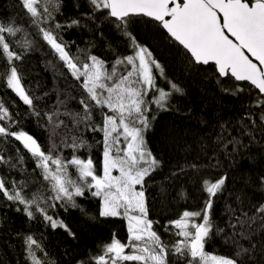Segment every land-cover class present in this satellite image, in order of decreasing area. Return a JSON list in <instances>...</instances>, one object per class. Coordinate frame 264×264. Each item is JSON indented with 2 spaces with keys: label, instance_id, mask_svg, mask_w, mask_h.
<instances>
[{
  "label": "trees",
  "instance_id": "obj_1",
  "mask_svg": "<svg viewBox=\"0 0 264 264\" xmlns=\"http://www.w3.org/2000/svg\"><path fill=\"white\" fill-rule=\"evenodd\" d=\"M43 6V3L38 5V11ZM132 19L135 22L128 30L151 51L163 69V75L153 69L156 88L170 93L166 110L151 105L149 118L155 116V119L143 134L147 150L159 161L156 170L145 177L147 183L143 188L147 218L154 221L153 230L165 243L182 239L172 235L175 231L169 222L180 219L184 211H199L207 198V193L202 191L203 181L215 182L224 177L221 191L212 198L211 211L215 227L222 231L214 230L206 238L204 251L235 258L238 264H264V226L259 220L249 226L244 215L256 214L255 207L264 204V134L254 132L255 138L252 139L241 135L240 131L241 125L247 123L242 117L249 112L259 124L264 109L255 107L257 90L247 82L219 77L211 65L191 63L157 24L144 17ZM31 20L19 0H0V21H14L22 29L14 37L6 33L5 36L10 50L22 56L13 63L22 77L23 87L30 97L35 98L34 103L42 115L38 119L27 114L29 106L7 88L8 60L0 52V102L16 120V124L0 121V125L10 124L11 131H26L47 152L53 140L59 144L64 135L80 134L73 127L72 117L66 114H83L79 101L86 93L55 50L43 40L39 28L54 29L53 35L65 46L74 62L77 58L84 61L87 56L94 55L111 69L117 58L132 54V50L128 39L112 20L106 19L99 11L93 12L89 0H59L51 19L37 20L35 25ZM74 20L78 23L72 24ZM57 23L61 25L58 29L55 28ZM120 71L124 72L123 66ZM172 85L180 91L175 92ZM237 86L243 87L244 91L236 92ZM158 94L152 90L146 99L151 100ZM57 107L65 113L60 119L65 121L67 129L63 126L57 129L59 135L50 140V127L43 114H51ZM93 120L101 123L98 109L94 110ZM222 129L223 140L218 139ZM232 137L243 145L235 151L232 147H225ZM83 139L87 147L76 154L81 159L92 158L97 174L102 175L99 165L103 145L99 142L103 140V133L85 131ZM60 154L71 159L72 149L62 148ZM0 155L9 164H17L12 168L0 163V179L26 182V196L45 192L47 181L43 180L35 159L21 142L13 137H0ZM21 156L23 159L19 160ZM69 173L74 178L78 175L75 168H69ZM75 203L76 207H57L54 212L49 211V215L66 225V228H52L39 214L35 219H29L23 211L24 205L7 201L0 193V264H29L26 236L37 240L43 248V252L37 250V257L54 264H94L92 258L102 253L103 246L112 241L114 234L122 243L128 242L127 219L122 216L101 217V197L86 192L82 197H75ZM17 207L21 211H17ZM165 225L169 226V232H165ZM241 247L252 250L237 256ZM130 252V248L125 249L126 254ZM122 264L138 263L125 261ZM169 264H187V261L170 256Z\"/></svg>",
  "mask_w": 264,
  "mask_h": 264
},
{
  "label": "snow or ice",
  "instance_id": "obj_2",
  "mask_svg": "<svg viewBox=\"0 0 264 264\" xmlns=\"http://www.w3.org/2000/svg\"><path fill=\"white\" fill-rule=\"evenodd\" d=\"M58 2L19 0L21 8L30 14L34 25L37 20L51 19L52 13L58 8ZM41 3L44 6L38 11ZM89 4L94 13L99 11L115 23L128 39L132 54L117 58L111 69L106 68L105 62L94 55L87 56L84 61L77 58L74 62L65 46L53 35L54 29L39 28L43 40L55 50L86 93L79 101L83 114H66L72 117L73 127L80 134L64 135L59 144L55 143L53 138L59 135L57 129L62 126L67 129L65 121L60 119L65 113L58 107L51 114L44 113L50 127L49 139L53 140L45 152L26 131L10 130V124H16V120L4 103L0 102V121H10L9 125H0V137H13L21 142L23 148L35 159L43 180L47 181L44 193L34 192L26 196V182L0 179V193L7 201L24 205L23 211L29 219H35L39 214L52 228H66V225L49 215L50 210L54 212L57 207H76L75 197H82L86 192L93 197H101L100 216H122L127 219L129 238L127 243H122L114 234L112 241L103 246L102 253L92 258L94 264H122L125 261L169 264L170 256L177 257L178 261L186 260L187 264H209V261L211 264H238L235 258L209 256L204 251L206 238L214 230L222 231L215 227L211 211L212 198L221 191L224 177L215 182L203 181L202 191L207 193V198L199 211H184L182 218L169 222L179 230L172 235L183 239L165 243L152 229L154 221L147 219L148 209L143 190L147 183L145 177L156 170L159 161L146 150L143 134L155 119V116L149 118L151 105L166 110L170 93L156 88L153 69L160 75H163V69L151 51L137 41L128 27L135 22L133 17L148 18L165 31L168 39L182 49L191 63L211 65L219 77L251 85L257 90L255 107L264 109V0H89ZM76 23L78 21H72V24ZM60 27L58 23L55 25L57 29ZM21 31L14 21H0V52L8 60L6 85L29 106L27 114L39 119L42 114L34 103L35 98L26 92L18 68L13 63L21 60L22 56L10 50V43L5 36L6 33L14 37ZM120 66L124 67V72L120 71ZM172 89L180 91L176 85H172ZM152 90L159 94L147 100ZM242 91L244 88L237 86L236 92ZM97 109L101 115L99 124L93 120L94 110ZM242 120L247 123L241 125V135L254 139V132L264 134V111L260 113L259 124L250 112ZM85 131L103 133V140L99 142L103 145L99 165L102 175L97 174L92 158L85 160L76 154L81 148L87 147L83 139ZM223 132L224 129L218 139H224ZM242 146L235 137L225 143V147H232L233 151ZM62 148L72 149L71 159L60 154ZM18 159L22 160L23 156ZM0 163L9 164V161L0 155ZM9 166L15 168L17 164L11 163ZM69 168L76 169L78 175L75 178L69 173ZM113 170H118L119 175L113 176ZM9 184L11 187H8ZM137 185L141 186L140 190H137ZM16 210L21 211L19 207ZM255 213L251 216L245 213V222L251 226L259 220L264 226V204L256 206ZM196 218L201 222H195ZM164 230L169 232V226L165 225ZM24 239L29 264H54L37 257V250L43 252L37 240L31 236ZM126 248H130L131 252L126 254ZM254 248L255 245L252 246ZM252 249L241 247L237 256L248 254Z\"/></svg>",
  "mask_w": 264,
  "mask_h": 264
},
{
  "label": "rangeland",
  "instance_id": "obj_3",
  "mask_svg": "<svg viewBox=\"0 0 264 264\" xmlns=\"http://www.w3.org/2000/svg\"><path fill=\"white\" fill-rule=\"evenodd\" d=\"M146 147V146H145ZM146 150H147V147H146ZM148 151V150H147ZM112 175L113 176H118L119 175V172H118V170H113L112 171ZM91 178H89V180H90ZM136 188H137V190H140V188H139V186L137 185L136 186ZM191 212V211H190ZM182 218V217H181ZM148 219V218H147ZM128 222V221H127ZM195 222H197V223H199V222H201L200 221V219L199 218H196V221ZM172 228H174V231L176 232V231H179L178 229H176L173 225H172ZM153 229V228H152ZM190 230H191V228H190ZM182 238V237H181ZM183 239V238H182ZM206 253V252H205ZM209 256H212L210 253H207ZM138 264H142V262H137ZM209 264H211V262L209 261Z\"/></svg>",
  "mask_w": 264,
  "mask_h": 264
},
{
  "label": "water",
  "instance_id": "obj_4",
  "mask_svg": "<svg viewBox=\"0 0 264 264\" xmlns=\"http://www.w3.org/2000/svg\"><path fill=\"white\" fill-rule=\"evenodd\" d=\"M231 38V37H230ZM247 54V53H246ZM251 58V57H250ZM255 62V61H254Z\"/></svg>",
  "mask_w": 264,
  "mask_h": 264
}]
</instances>
